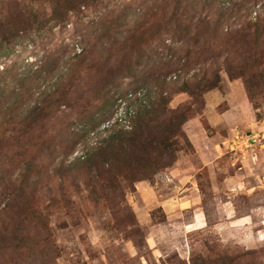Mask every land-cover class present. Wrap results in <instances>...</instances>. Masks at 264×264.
<instances>
[{"label":"rangeland","instance_id":"374dc122","mask_svg":"<svg viewBox=\"0 0 264 264\" xmlns=\"http://www.w3.org/2000/svg\"><path fill=\"white\" fill-rule=\"evenodd\" d=\"M147 1L79 0L65 12L64 7L53 10L51 0H0V32L11 35L12 45L9 55L0 56V71L9 66L21 77L33 75L29 83L44 75L49 66L55 67L43 88L58 93L48 110L24 112L27 121H0V169L7 170L6 178L17 180L13 184L7 180L9 188L0 182V236L6 238V248L12 246L19 229L41 240L49 237L59 247L48 254L51 264H201L202 259L216 254H238V264H264L263 66L249 72L259 79L254 85L243 77H229L225 70L226 60L239 61L245 55L227 43V31L263 17L264 0H235L238 5L225 21L212 13V7H197V13L189 7L183 17L193 30L199 27L200 13L211 12L209 27H204L196 45L177 40L166 27L153 49L131 50L136 39L127 31L122 37L118 33L117 38L105 37L111 53L104 52L100 36L109 20L122 13L141 12L140 20L130 22L133 26L145 15L161 26L171 19V4L156 9V1ZM218 18L222 23L216 29ZM162 37L173 51L161 45ZM260 39L264 42V32ZM83 46L89 53L83 66L66 71L64 61L80 53ZM262 48L264 51V45ZM148 54L155 61L161 54L174 60L184 57L166 77L154 82L156 76L145 64ZM136 57L139 62L134 61ZM202 76L218 82L196 101L181 86L184 82L194 85ZM162 89L169 97V109L192 108L183 125L187 140L182 141L174 164L152 179L135 183L134 190H126L123 201L118 197L98 204L91 201L85 188L78 190L72 185L83 180L73 173L65 191L74 205L65 208L60 204V208L46 211L62 188L59 179L50 176L56 162L45 157L43 141L56 138L60 142L70 130L81 132L83 115H95V128L68 157L70 161L83 154V142L92 146L114 129L125 128L118 120L123 118L118 98L127 102L123 107L127 112L128 103L134 104L139 92L145 93L146 105H150ZM127 92L133 93L130 99ZM29 157L35 159L31 167L34 175L20 189L18 178ZM22 190L27 195L23 200L19 198ZM7 195L14 196L12 201H7ZM30 208L50 213L49 234L29 221ZM4 249L0 248V264H40L29 252Z\"/></svg>","mask_w":264,"mask_h":264},{"label":"trees","instance_id":"16d2710c","mask_svg":"<svg viewBox=\"0 0 264 264\" xmlns=\"http://www.w3.org/2000/svg\"><path fill=\"white\" fill-rule=\"evenodd\" d=\"M150 1L148 0L147 2L149 3ZM154 1H156L154 2L156 9L169 7L171 4L174 11L170 17L171 19L161 26L159 22L152 21L148 15H145L141 22L133 26L130 22L140 20L142 16L141 12L136 10L130 13H122L116 19L119 20V24H113L116 21L115 19L109 20V25L105 27L103 35L100 36L102 38L101 43H99L103 45L104 52L111 53V47H106L105 45V37H113L114 35L117 38L115 33H118L122 37L127 31L134 34V39H136L135 44L130 46V49L139 47V49L142 48L141 52H145L147 47L153 49L154 42L159 39L157 36L162 32V28L166 29V27L173 33V36L177 37V40L186 39L187 43L199 44L200 36L204 34V27L205 29L209 27L210 20L208 15H211V12H206L205 16H202L203 12H201V19L198 23L199 27L193 30V28H189V25L186 24V19L183 17L186 15V9L190 7L191 11L193 10V12L197 13L199 12L197 7L200 9L212 7V13L219 15L222 21H225L228 15L232 13V10L238 5L235 0H181L182 5L180 0ZM51 2L53 10L64 7L65 12L79 4V0H51ZM80 2L83 4L82 1ZM147 13L148 11L144 14ZM152 14L156 15L157 13L154 12ZM102 19L104 20V18ZM217 23L219 24L216 26V29L222 23L219 18ZM245 26L248 29L252 28V32L247 31ZM245 26H240L236 29L231 28L227 31L229 35L226 37L227 43L232 44L231 47L233 48L242 49L245 55L239 61L228 62L226 60L225 70L229 77H243L247 80V83L253 82L252 85H254V83H258L259 79L250 75L251 69L253 68L252 70H254L263 66L261 72L264 73V51L262 48L264 42H261L260 39V36L264 32V16L256 18L254 23L248 22ZM10 37V34L3 31L0 32V56L9 55L12 49ZM123 39H126L125 36ZM163 39L166 40V38L162 37L160 40L161 45L168 51H173L174 47L165 46L166 44ZM87 40L83 38L84 42ZM234 44L236 45L235 47ZM88 54V50L83 46L80 53H74L73 56L64 61L66 71L77 70L83 66L84 60L88 58ZM158 57L159 61H155L151 54H148L145 61V64L151 70V74L156 76L154 82L166 77L165 75L170 73V68L172 69L182 63L181 61L184 56L178 57L175 60L172 59V56L169 58L168 55L161 54ZM251 57L253 59L250 63L249 59ZM134 61L139 62V58L136 57ZM157 63H160V66ZM132 67L134 65L129 66L128 69L130 70ZM54 71H56L55 67L49 66L46 72L44 70V75L38 79H34L32 82L26 83L29 79H33L34 76L25 75L21 77V74L13 72L9 66H4L0 71V121L3 123H14L16 122V118H23V121H27L28 116L24 115V112L35 113L41 110H48L49 104H51L54 97H57L58 93L56 89H46L47 86L43 88V85H45V82H48L49 78H52ZM197 82L194 85L190 82H184L181 86V90L193 96L196 101L201 98L202 93L214 89L217 86L218 80H212V78L208 80L206 76H202ZM248 91L253 99L252 87H249ZM114 98L115 95H112L111 103H114ZM151 99L149 98V101ZM168 100L169 97L163 90L159 98L151 101V104H148L149 106H143L140 103L136 108L135 115L130 118L132 120L131 128H124L122 126L119 129H114L112 133L104 136L92 146L86 145L87 142H83L81 148L83 154L75 156L70 161L68 157L77 150L78 146L81 145L82 139L87 137L92 128H95V122L97 121L95 115L89 113L83 115V120L81 119L80 122L85 127L82 128L81 132L77 133L70 130L68 136H64L65 139L63 140L62 138L60 142H56V138L55 140H46L47 142L44 140L45 157L50 160L54 159L56 162L55 167L50 172V176H55L59 179V187L62 188L59 193L56 192L54 194L51 204L46 207V211L60 208V204L65 208L74 205V202L67 195V191H65V185L73 173H78L80 175L78 179L82 177L83 180L82 184L78 180L76 184L72 185L78 190L85 188L90 192L91 201L98 204L101 200L117 199L118 197H122L123 201L126 190H134L135 183L152 179L161 170L172 166L177 159L178 152L182 149V141L187 140L183 131V125L191 117L192 113L189 111L192 108L188 107L186 110H182L181 108L175 110L169 109L167 107ZM106 121L104 120L103 122ZM29 158L25 161L26 168L24 172L18 178L20 189L24 188L26 183L32 179V175H34L31 167L32 165L34 166L35 159ZM2 169H0V182L4 184L5 188H9L10 182L9 185L5 182L11 179V184H13L17 180L12 179L10 176L6 178L5 174L7 170ZM26 196L24 190L19 194L21 200L25 199ZM6 197L7 201L10 202L14 196L7 195ZM25 202L28 204L29 201L26 200ZM30 212L29 221L34 223L38 229L49 234L48 215L50 213L46 212V215H44L36 208H30ZM19 230V234H16L15 238L12 239L13 244L9 248H6L8 247L6 238L0 236V248L11 249L15 253L17 251H26L36 260L39 259L40 264H49L50 260L47 258L49 252L53 250L58 251L59 247L54 242H51L49 237L41 240L36 234H23L25 231ZM238 256V254H216L213 257L204 258L205 260L202 259L201 264H219L220 260L221 264H224L226 260L230 264H238V258L240 257ZM193 264H196V262H193ZM239 264L243 263L239 261Z\"/></svg>","mask_w":264,"mask_h":264},{"label":"built area","instance_id":"2783aa9c","mask_svg":"<svg viewBox=\"0 0 264 264\" xmlns=\"http://www.w3.org/2000/svg\"><path fill=\"white\" fill-rule=\"evenodd\" d=\"M133 93H129L128 94V98L130 99L132 97ZM134 101V104H132V102L128 103L127 105V112L123 111V107L127 104V102L125 100H123V98H118V105H117V108L118 106H120V111L123 112V114H121L123 116V118H119V122L120 124L122 125H125L126 128H131V117H133V115H135L136 113V106L138 107L140 103H142V105H146L147 104V101H146V96H145V93H141L139 92L138 95L136 96V98L133 100ZM135 105V107H134ZM117 120V121H118ZM126 122V123H124Z\"/></svg>","mask_w":264,"mask_h":264},{"label":"crops","instance_id":"0c3cea01","mask_svg":"<svg viewBox=\"0 0 264 264\" xmlns=\"http://www.w3.org/2000/svg\"><path fill=\"white\" fill-rule=\"evenodd\" d=\"M200 210V209H199Z\"/></svg>","mask_w":264,"mask_h":264}]
</instances>
